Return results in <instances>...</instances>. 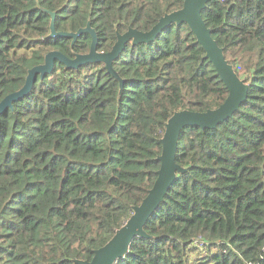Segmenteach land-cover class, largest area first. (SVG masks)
Returning a JSON list of instances; mask_svg holds the SVG:
<instances>
[{
  "label": "trees",
  "instance_id": "1",
  "mask_svg": "<svg viewBox=\"0 0 264 264\" xmlns=\"http://www.w3.org/2000/svg\"><path fill=\"white\" fill-rule=\"evenodd\" d=\"M184 0H0V101L56 50L49 37L96 32L97 51L116 34L148 32ZM201 17L248 86L238 111L214 129L179 135L178 173L162 203L116 264H264V0H210ZM109 75L100 63L55 62L0 114V264L90 261L153 186L160 140L176 112L218 108L228 91L186 24L125 44Z\"/></svg>",
  "mask_w": 264,
  "mask_h": 264
},
{
  "label": "water",
  "instance_id": "2",
  "mask_svg": "<svg viewBox=\"0 0 264 264\" xmlns=\"http://www.w3.org/2000/svg\"><path fill=\"white\" fill-rule=\"evenodd\" d=\"M208 2L210 0H184L181 9L161 17L148 32H139L129 28L124 34L117 33L116 42L109 52L97 51V35L90 24H87L85 28L78 29L76 32H56L54 28L55 13H49L51 16L49 37L70 39L72 45L81 34H87L91 39L88 53L68 58L56 50L48 52L45 54L41 65L32 67L27 71L23 86L0 101L1 114L11 108L13 102L23 98L31 91L37 77L42 79L44 75L50 74L55 62L71 70H76L87 64L100 63L109 75L122 83L113 69V62L119 57L125 44L128 42H131L132 45L149 43L168 26L183 23L189 27L204 50L206 58L213 64L217 76L225 84L228 95L218 108L205 112L179 111L168 119L160 140L162 149L160 156L157 158L160 167L156 172L153 186L142 202L133 208L132 215L126 223L115 232L114 236L103 247L94 251L90 261L77 260L74 261V264H116L128 253L130 245L136 238H147L144 231L145 223L162 203L176 175L184 171L175 163L180 133L187 127L214 129L236 113L246 100L247 84L238 77L233 66L225 59L223 50L217 46L201 17V13L205 10Z\"/></svg>",
  "mask_w": 264,
  "mask_h": 264
},
{
  "label": "bare ground",
  "instance_id": "3",
  "mask_svg": "<svg viewBox=\"0 0 264 264\" xmlns=\"http://www.w3.org/2000/svg\"><path fill=\"white\" fill-rule=\"evenodd\" d=\"M197 41V40H196Z\"/></svg>",
  "mask_w": 264,
  "mask_h": 264
}]
</instances>
